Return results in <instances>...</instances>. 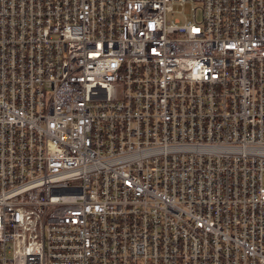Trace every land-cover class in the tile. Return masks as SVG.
I'll return each mask as SVG.
<instances>
[{"label":"built area","instance_id":"2783aa9c","mask_svg":"<svg viewBox=\"0 0 264 264\" xmlns=\"http://www.w3.org/2000/svg\"><path fill=\"white\" fill-rule=\"evenodd\" d=\"M263 178L264 0H0V264H264Z\"/></svg>","mask_w":264,"mask_h":264},{"label":"rangeland","instance_id":"374dc122","mask_svg":"<svg viewBox=\"0 0 264 264\" xmlns=\"http://www.w3.org/2000/svg\"><path fill=\"white\" fill-rule=\"evenodd\" d=\"M186 17H190V12H188V8L184 9V13H183ZM176 16H180L179 14H176ZM263 184H264V178H263Z\"/></svg>","mask_w":264,"mask_h":264}]
</instances>
